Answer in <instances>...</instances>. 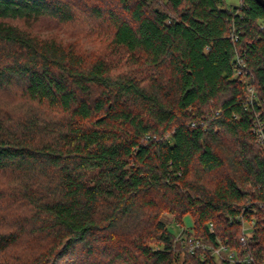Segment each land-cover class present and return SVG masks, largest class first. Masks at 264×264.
Wrapping results in <instances>:
<instances>
[{"label":"trees","instance_id":"trees-1","mask_svg":"<svg viewBox=\"0 0 264 264\" xmlns=\"http://www.w3.org/2000/svg\"><path fill=\"white\" fill-rule=\"evenodd\" d=\"M79 2L0 0V94L21 87L62 115L12 122L0 109V169L22 178L9 192L27 209L4 207L0 258L24 237L42 242L30 260L0 264H264V145L253 133L264 125V0L93 5L126 71L12 22L68 23Z\"/></svg>","mask_w":264,"mask_h":264},{"label":"rangeland","instance_id":"rangeland-1","mask_svg":"<svg viewBox=\"0 0 264 264\" xmlns=\"http://www.w3.org/2000/svg\"><path fill=\"white\" fill-rule=\"evenodd\" d=\"M226 1L229 5H236L239 4L241 0ZM93 5L104 8L106 9L105 11L115 10L116 13H123V10L117 4L116 0H80L79 4L77 3L75 19L68 23H60L50 17H40L29 22L19 20L12 22L21 25L24 28H29L35 34L56 37L58 40L66 44L74 45L78 50L84 52L88 59L97 57L111 59L112 63H118V69L123 71L127 67L121 65L123 61L118 58L121 50L119 49L115 51L114 49L116 47L112 43L114 32L113 24L107 16L99 17L95 14H91L92 8L94 7ZM123 63L125 64V62ZM0 109L7 112V116L13 117L11 119L12 122L18 120L17 118L19 116L24 117L29 116L30 114L32 116H40L47 121L62 117V115L57 114L58 112L55 108L50 107L47 103H39L29 100L27 95L22 92L21 87H13L9 91H4L0 94ZM24 185L22 178L18 174L13 171L11 172V170L4 171L0 169V190L5 189L6 191V194L3 197H0V217L2 215L4 216L5 213H8L5 212L6 208L4 207L10 205L12 201L17 204L16 209H19L20 212H27V209L22 205V202L24 201L21 200L18 203L15 202V196H10V194L12 195L14 193L9 192L17 191L18 193ZM27 215L30 214L27 213ZM174 218L175 217L169 213H165L162 216V219L168 225L170 230L179 233L180 228L179 225L174 222ZM184 221L187 225H191L192 219L190 216H187ZM27 227H30V225ZM9 228H11V226H9ZM159 246L161 245H157L155 248H159ZM41 247V241L37 242V240L32 237H24L5 253L7 257H4L3 255L2 258L4 259L2 260L0 258V262L9 261L11 258H14L12 259L13 261L18 260L17 258L30 260L37 255ZM100 258L104 259L102 256H100ZM97 259L99 261V258Z\"/></svg>","mask_w":264,"mask_h":264},{"label":"built area","instance_id":"built-area-1","mask_svg":"<svg viewBox=\"0 0 264 264\" xmlns=\"http://www.w3.org/2000/svg\"><path fill=\"white\" fill-rule=\"evenodd\" d=\"M236 63L239 66V70L237 71V75L241 74V70H243V68L245 67V61L244 59L241 57V55H237L236 56ZM247 96L249 101H253L254 97H255V91L253 86H248L247 88ZM253 133L256 136L257 140L264 145V125L263 122L258 120V122L256 123V125L253 128ZM248 230V229H247ZM245 236H242V241H245ZM190 242H193V247L195 246H202L203 248H209L208 246L204 245L203 243H201L200 241L197 240H192L190 239ZM227 248L225 246H221L219 248H214V252L215 253H220L221 250H226ZM229 258H235L234 253H230ZM245 259L247 261H251L252 260V256H250V254H246L245 255Z\"/></svg>","mask_w":264,"mask_h":264}]
</instances>
